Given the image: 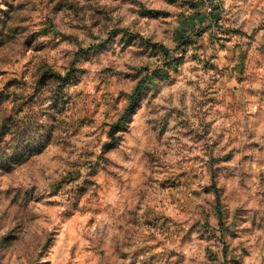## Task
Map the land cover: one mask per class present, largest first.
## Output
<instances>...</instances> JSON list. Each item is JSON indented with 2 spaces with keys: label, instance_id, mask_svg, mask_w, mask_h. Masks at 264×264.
I'll list each match as a JSON object with an SVG mask.
<instances>
[{
  "label": "rangeland",
  "instance_id": "obj_1",
  "mask_svg": "<svg viewBox=\"0 0 264 264\" xmlns=\"http://www.w3.org/2000/svg\"><path fill=\"white\" fill-rule=\"evenodd\" d=\"M0 264H264V0H0Z\"/></svg>",
  "mask_w": 264,
  "mask_h": 264
},
{
  "label": "trees",
  "instance_id": "obj_2",
  "mask_svg": "<svg viewBox=\"0 0 264 264\" xmlns=\"http://www.w3.org/2000/svg\"><path fill=\"white\" fill-rule=\"evenodd\" d=\"M214 186H215V193H216V196H217V205H218V208H220L221 196H220L219 188L217 187L216 184H214Z\"/></svg>",
  "mask_w": 264,
  "mask_h": 264
}]
</instances>
